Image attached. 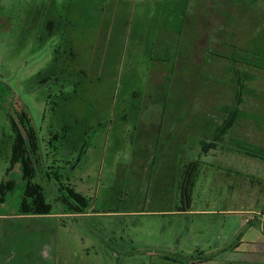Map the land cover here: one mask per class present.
<instances>
[{
    "label": "rangeland",
    "instance_id": "1",
    "mask_svg": "<svg viewBox=\"0 0 264 264\" xmlns=\"http://www.w3.org/2000/svg\"><path fill=\"white\" fill-rule=\"evenodd\" d=\"M225 106L253 116L220 133ZM21 111L47 215L7 171ZM236 142L264 148V0H0V264H234L264 208Z\"/></svg>",
    "mask_w": 264,
    "mask_h": 264
},
{
    "label": "trees",
    "instance_id": "2",
    "mask_svg": "<svg viewBox=\"0 0 264 264\" xmlns=\"http://www.w3.org/2000/svg\"><path fill=\"white\" fill-rule=\"evenodd\" d=\"M224 111L227 112L229 120L224 121V124L219 127L220 133H224L227 129L232 127L234 124L238 123L241 118L251 117L252 114L244 113L241 109H230L228 106L224 107ZM19 124L11 120V135L13 137L11 143V156L9 160V167L7 171H10L15 163L21 164V177L25 180V189L23 191V197L20 202L21 214L26 215H47L51 213L52 205L49 202H46V195L43 192V188L34 183V175L36 169L34 168V160L39 163V158L35 155L37 151V137L35 134L34 128L31 126L30 119L24 111H21L18 114ZM56 138V136H54ZM204 145V143H202ZM217 142L213 141L210 146L211 149H216ZM236 147L243 153L264 160V148L252 144L239 143L236 142ZM203 148L205 146H202ZM206 149L203 151H208L209 146H206ZM39 165V164H38ZM189 173V171H186ZM50 175H53V179L57 182H60V179L57 178L55 171L45 172V177L47 180H50ZM188 174H186L187 176ZM190 176V174H189ZM188 179V178H187ZM58 184V195L54 198V201L57 202L65 212L70 213H83L84 209L87 206V199L81 193L76 192L73 188L66 187L64 185ZM13 187L10 182L0 185V195L4 194L6 190H11ZM3 197L0 196V200ZM264 227V220L262 221Z\"/></svg>",
    "mask_w": 264,
    "mask_h": 264
},
{
    "label": "crops",
    "instance_id": "3",
    "mask_svg": "<svg viewBox=\"0 0 264 264\" xmlns=\"http://www.w3.org/2000/svg\"><path fill=\"white\" fill-rule=\"evenodd\" d=\"M252 213L254 216L246 220V224L251 225L249 228L250 237L245 241L248 250H235L232 258L228 257L227 252L226 256L228 258H222L220 262H232L234 264H264V227L262 224L264 220V208ZM202 262L203 261L199 260L194 264H201Z\"/></svg>",
    "mask_w": 264,
    "mask_h": 264
}]
</instances>
